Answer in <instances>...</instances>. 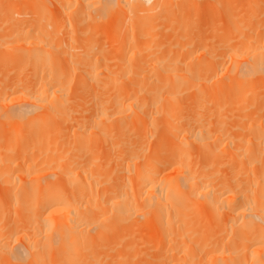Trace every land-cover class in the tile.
Listing matches in <instances>:
<instances>
[{
	"label": "bare ground",
	"instance_id": "1",
	"mask_svg": "<svg viewBox=\"0 0 264 264\" xmlns=\"http://www.w3.org/2000/svg\"><path fill=\"white\" fill-rule=\"evenodd\" d=\"M51 1L0 0V64L9 68L0 85V264H264V0H227L225 65L197 81L178 67H132L126 80L124 66L109 74L95 54L56 66ZM116 1L122 12L131 3L79 0L101 12L87 29L82 12L95 15L82 10L83 42L109 39L102 10ZM230 21L242 29L235 43ZM250 102L259 104L251 114L228 115Z\"/></svg>",
	"mask_w": 264,
	"mask_h": 264
},
{
	"label": "rangeland",
	"instance_id": "2",
	"mask_svg": "<svg viewBox=\"0 0 264 264\" xmlns=\"http://www.w3.org/2000/svg\"><path fill=\"white\" fill-rule=\"evenodd\" d=\"M59 1L62 2V0H52L50 3L52 4L50 5L52 6L50 7V10L52 9L51 12L55 17L54 18L52 15V19H54V21L51 19L52 24H50L52 25V29L51 27L50 29L54 31V35L56 34L55 36L52 34V42L55 45H53L54 47H52V50L53 48L54 50H56L55 52H53V58L56 66L62 65L74 67L79 65L84 58H88L89 61H92L91 58L95 59V55H99L101 57V61H99L97 64L101 67L106 68L109 74H111L115 69H118V65L124 66V70H122L121 74L122 77H125L126 80H128L129 76L128 70H133V68L140 70L142 74H144L147 70L149 74H151V72L155 70H166L172 67H178L182 70H193V80L197 81V76L205 75L209 67H214V65L215 67H220L219 65H221L222 67V65H225L224 57L226 48L224 40H226L227 36H224L225 34L228 35V30L226 31L227 33L225 32V34L223 31L228 29V27L230 26V24H228L227 26L224 24L226 22V17H228L230 14L229 13L228 16L226 15L229 11V8H227L228 6L226 5V3L228 4L227 0H174L172 1L173 3L171 4V6L169 5V7L164 4L162 5V3L166 0H155L149 5L145 4L146 8L138 12H134V10L130 11V7L132 5L131 3L135 2L136 0H126L128 1L126 3L125 0L119 1H122L121 4L124 2V5L122 4L123 6H126L125 4L131 2L129 3L130 5H128V8L124 7L127 8V11L125 9V12L121 11V9L123 8H121V6L118 4V1H116L117 3L114 2L113 6L109 5L108 3V10H102V14L105 13L103 14V17L104 15L106 16V20L102 22V24L106 27L108 26L109 28H111L112 34H109V39L107 40L108 34L106 35V33H104V35L102 33V36L98 35L96 39H94L95 37H93L90 40L91 43L90 41L89 43H86L85 40V43L83 42L81 38L82 36H84L81 33L82 29H79L81 30L79 31L78 28L80 27L76 26L80 25V20H82L81 12L82 10H85L84 8H87L89 9V11H91V8L94 7L92 8V12H88L87 9L85 10L87 11V13H94V15H99L97 12H100L99 8H95V6L88 8V6H86L84 2V5L86 7L82 9L79 0H68L63 2L64 4L60 3ZM235 1V3H237V0ZM192 2H195L196 4H193ZM81 3L83 7V2L81 1ZM175 4L176 6H174ZM243 6L245 5L243 4ZM155 7L156 9H153ZM181 7L183 10L181 9ZM129 8L130 10H128ZM226 8L228 9L227 11ZM4 9H6L5 5ZM4 9L0 6V12H2V10ZM93 9L98 10L96 12H93ZM155 11L157 12L156 14ZM235 12H237L236 9ZM239 12L240 11L236 13V15L238 14V17L236 16V19H241V13ZM244 12L245 11L243 10V14ZM82 13H84L83 19H85V21H82L87 22L86 25H83V22L81 25H83L87 29H89L88 26L92 27L93 24L97 23L99 20V17L97 15H95L97 17L94 16L90 18L87 14H85V12ZM77 18L78 20H76ZM227 20L229 21L230 19L227 18ZM247 21L249 23H247ZM229 23H231L234 31V29H236V26L231 21ZM242 24H244L242 26V29L245 28L247 30L248 26L250 25V21L246 19L245 22L242 21ZM225 26L227 27L226 29ZM142 27H153V34L151 36H143L141 34H138L140 33ZM242 29L241 31L235 30L234 32H231L232 35H230L232 37L233 43L237 42V33H239L240 36ZM119 30H121V32H119ZM229 30L232 31L230 27ZM246 30L243 31V34H247ZM235 32H237L236 35ZM119 33H121L120 36L118 35ZM134 33L136 35L138 34L137 37L134 36L135 38L133 37ZM85 37L86 36H84V38ZM233 37L235 38V40ZM136 38L137 40L138 38H140V41L136 42ZM239 40L241 39L239 38ZM107 41L109 43H106ZM59 43L62 45H60ZM99 43L102 45L101 47H99ZM120 46L123 49L120 48ZM56 47L57 49H55ZM6 62L7 61L4 60V64H0V85L2 83V88H4V86L6 85L5 82L6 79H8V74L6 75V73L8 72L6 71L9 68L7 67V65H5ZM2 67L4 70H6V73L4 72V70H2ZM16 73L18 74V72ZM22 73L20 74L24 76L25 74ZM21 75L19 76V78L21 77ZM78 75H80V73H78ZM78 75H75V78ZM12 76H14V74ZM232 78H234V76H232ZM259 80V82H261V85L264 86V72H262ZM262 94L263 96H260V102H262L263 105L260 114L258 113V116L261 115L264 122V90L262 91ZM257 97H259V95H257ZM242 105L241 103H239L237 105L238 108L236 109L235 107H230L231 109L229 108V111L227 112L229 113L228 115L230 116L231 114L237 116L234 112L235 110L240 111L239 113L237 112L239 115L241 111L245 110L247 112V110H250L252 107H254L252 109L255 110L258 109L259 106V104L255 105L251 102L248 103V105ZM254 105L257 107H255ZM240 107H242V109ZM252 109L250 110L251 112L248 111L250 114L252 113ZM262 143L264 144V141H262ZM263 156L264 152L261 153V157Z\"/></svg>",
	"mask_w": 264,
	"mask_h": 264
}]
</instances>
